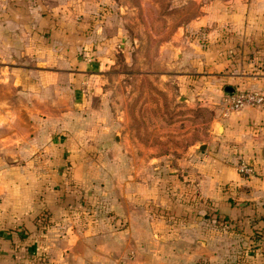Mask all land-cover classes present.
I'll use <instances>...</instances> for the list:
<instances>
[{
	"label": "rangeland",
	"instance_id": "obj_1",
	"mask_svg": "<svg viewBox=\"0 0 264 264\" xmlns=\"http://www.w3.org/2000/svg\"><path fill=\"white\" fill-rule=\"evenodd\" d=\"M214 1L47 0L49 7H60L64 28L82 27L88 42L81 46L92 54L77 52L79 68L70 62L74 49L51 50L44 43L33 64L18 58V66L0 71V98L10 96L3 83L27 78L29 97L43 98L33 107L42 126L25 144L26 153L0 150V159L20 164L30 157L38 166L41 154L60 167V181L39 190L45 199L50 193L51 206L18 212L27 230L23 240L38 242L29 264H52L42 241L51 226L122 229L137 225L138 214L170 232L165 239L171 243V230L192 229L188 250L209 240L215 256L188 258L183 250L189 264H264L263 221L258 231H245L246 246H234L230 236H221L223 217L201 201L198 186L203 166L213 161L222 121L235 112L226 113L230 87L239 86L231 74L236 66L213 67L205 58L215 48L234 65L243 59L233 52L238 42L224 48L222 36L208 31L213 25L197 23L207 12L203 6L218 9ZM247 55L244 60L256 64ZM26 62L32 67H23ZM223 241L230 248L218 260ZM26 255L10 264H21Z\"/></svg>",
	"mask_w": 264,
	"mask_h": 264
},
{
	"label": "crops",
	"instance_id": "obj_2",
	"mask_svg": "<svg viewBox=\"0 0 264 264\" xmlns=\"http://www.w3.org/2000/svg\"><path fill=\"white\" fill-rule=\"evenodd\" d=\"M214 4L218 8L216 11L203 6L207 12L197 23L213 25L208 31L222 36L224 48H232L231 42H238L239 46L233 52L243 59L234 65L222 58L220 49L213 48L205 61L223 69L228 64L236 66L237 70L231 74L240 89H264V62L258 60L264 58V0H216ZM58 10L60 7H49L47 0H0V71L5 66H18V58L32 60L30 63L33 64L34 58L40 59L44 53V43L51 50L56 47L74 49L70 62L81 68L77 52L90 56L92 52L86 50L87 45L81 46L88 41L81 35L82 27L68 25L69 28H64L65 21ZM46 33H49L47 37ZM77 47H81L80 51H76ZM248 51L256 64L244 60ZM223 52L225 57L227 50ZM251 64L253 69L249 67ZM28 66L31 65L26 62L23 67ZM29 81L27 78L19 84L11 81L2 84L10 90L9 97L0 98V150L3 153H11L13 148V154L18 155L20 151L25 154L28 150L25 144L35 138V132L42 126L33 107L43 98L29 97L28 89L32 87ZM13 89L16 94L26 92L24 98L14 96ZM216 138L213 161L208 168L203 166V176L198 184L201 201L223 217L220 233L224 240L230 236L234 246L240 248L247 244L245 231H258L263 221L259 213L264 211V103L247 105L229 114L222 121V131ZM39 157L42 163L38 166H34V159L30 157L20 164L13 163L16 161L4 164L0 159V264H8L25 250V246L21 251L16 250L13 244L23 231L6 229L21 218L18 212L33 214L51 206L50 193L45 194L48 196L45 199L39 197V190L56 178L60 181V167L41 154ZM12 159L16 160L17 156ZM240 159L254 166L252 175L243 176L237 170ZM123 216L126 220L131 218L129 214ZM137 218V225L130 222L122 229L90 225L79 228L51 226L44 231L45 239H42L49 261L52 264H189L183 250L190 255L188 258L196 257V254L202 258L215 256L209 240L201 239L195 250L192 247L188 250L190 242L186 236L193 234L188 227L171 230L174 237L171 243L165 239L170 232L159 230L156 225L150 226L139 214ZM246 222L249 225H245ZM229 226L234 229H227ZM27 240L26 249L36 250L38 242ZM182 243L187 247L180 246ZM226 243H218V260L229 251L230 243Z\"/></svg>",
	"mask_w": 264,
	"mask_h": 264
},
{
	"label": "built area",
	"instance_id": "obj_3",
	"mask_svg": "<svg viewBox=\"0 0 264 264\" xmlns=\"http://www.w3.org/2000/svg\"><path fill=\"white\" fill-rule=\"evenodd\" d=\"M264 103V89L237 88L228 98L226 113L237 111L244 106H259ZM237 170L243 176L252 175L255 172L254 166L245 159L237 163Z\"/></svg>",
	"mask_w": 264,
	"mask_h": 264
},
{
	"label": "trees",
	"instance_id": "obj_4",
	"mask_svg": "<svg viewBox=\"0 0 264 264\" xmlns=\"http://www.w3.org/2000/svg\"><path fill=\"white\" fill-rule=\"evenodd\" d=\"M235 90L236 89L234 88V91ZM20 217L21 218H19V220H18L17 223H15L14 225H9L6 229L7 230H17V229H19L20 231L26 230L25 226L22 224L24 218H23V216H20ZM259 217L263 220V223H264V211H262V212L259 213ZM23 238H27V237H24V235L22 233V235L19 238H17L16 240L13 241L14 242L13 243L14 244V249H16V250L19 249V251H21L20 249H23L24 246H25V248H26V246H28V243L26 242L27 240L24 241ZM33 252H34V250H32V248H31V249H26L25 252L18 253V256H23V255L27 254L26 255L27 258H25V259L22 258L20 263L21 264H29L31 262V261H29V259L31 260V258L33 256ZM13 261H14V259H12L11 261H9L8 264H10Z\"/></svg>",
	"mask_w": 264,
	"mask_h": 264
},
{
	"label": "water",
	"instance_id": "obj_5",
	"mask_svg": "<svg viewBox=\"0 0 264 264\" xmlns=\"http://www.w3.org/2000/svg\"><path fill=\"white\" fill-rule=\"evenodd\" d=\"M230 91L234 92V88L233 87H230ZM220 127V126H219Z\"/></svg>",
	"mask_w": 264,
	"mask_h": 264
}]
</instances>
